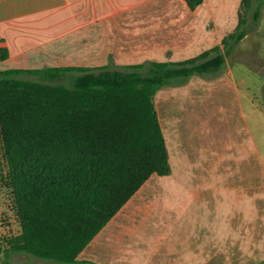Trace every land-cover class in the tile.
Returning <instances> with one entry per match:
<instances>
[{
  "label": "trees",
  "instance_id": "trees-1",
  "mask_svg": "<svg viewBox=\"0 0 264 264\" xmlns=\"http://www.w3.org/2000/svg\"><path fill=\"white\" fill-rule=\"evenodd\" d=\"M195 10L204 0H184ZM250 8L251 0H240ZM254 11V20L259 18ZM230 34L196 56L126 65L0 70V136L20 232L10 254L76 264L80 252L152 176L171 173L156 93L214 75L246 36ZM9 58L0 47V62ZM68 77V82L62 80ZM259 264H264L262 261Z\"/></svg>",
  "mask_w": 264,
  "mask_h": 264
},
{
  "label": "rangeland",
  "instance_id": "rangeland-1",
  "mask_svg": "<svg viewBox=\"0 0 264 264\" xmlns=\"http://www.w3.org/2000/svg\"><path fill=\"white\" fill-rule=\"evenodd\" d=\"M49 3L44 0L45 8ZM3 7L2 2L0 20L5 17ZM241 14L246 36L228 52L223 48L226 64L219 73L192 76L183 85H167L156 93L155 108L171 173L152 175L138 193L142 201L132 204L147 205L146 209L159 212L157 218L170 213L174 227L203 226L204 233L220 227L217 264H231V234L227 233L231 217L264 213V0H251L248 9L240 0H204L196 11L184 0H151L44 46L37 61L7 64L20 68L108 65L123 71L131 64L182 60L165 56L164 39L170 29L164 21L186 22V27L171 30L177 40L178 31L184 32L193 57L234 31ZM88 43L95 49L92 54L86 52ZM149 48L154 52L151 56L145 52ZM131 49L138 53L132 55ZM62 82H68V77ZM253 221L264 228V218ZM19 232L0 136V264L5 259L4 240ZM8 260L11 264H58L22 253L10 254Z\"/></svg>",
  "mask_w": 264,
  "mask_h": 264
},
{
  "label": "crops",
  "instance_id": "crops-1",
  "mask_svg": "<svg viewBox=\"0 0 264 264\" xmlns=\"http://www.w3.org/2000/svg\"><path fill=\"white\" fill-rule=\"evenodd\" d=\"M48 1L49 6L45 8L44 0H0L5 12L4 19L0 20V47H6L9 52V58L0 62V70L20 68L7 66L10 61H37L44 46L77 35L82 28L92 27L96 22L101 23L123 11L135 10L151 0ZM202 22L199 25L203 26ZM177 25L186 27V22L164 21V26L170 29L164 39L165 56L186 59L192 48L182 30L178 31L177 40L176 32L171 30ZM92 38H89L90 43ZM88 45L86 52L92 54L95 49ZM145 52L149 56L154 53L151 48ZM130 53L136 55L138 51ZM141 188L80 252L76 264H217L220 259V227L205 233L203 226L174 227L170 213H160L161 217L157 218L159 212L146 209L147 205H132L142 201L138 198ZM241 216L231 217V226L227 228V233L231 234V247L228 246L231 248V264H259L264 261V228L253 218H264V213L258 211ZM156 218H162V222ZM241 219L245 221L240 223ZM256 257L258 259L254 260Z\"/></svg>",
  "mask_w": 264,
  "mask_h": 264
}]
</instances>
